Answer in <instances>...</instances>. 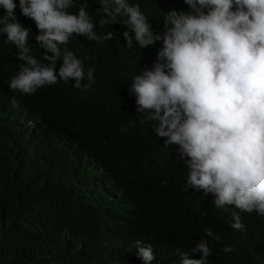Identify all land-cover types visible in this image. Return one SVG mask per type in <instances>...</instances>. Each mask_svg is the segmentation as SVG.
Returning a JSON list of instances; mask_svg holds the SVG:
<instances>
[{"label": "trees", "instance_id": "obj_1", "mask_svg": "<svg viewBox=\"0 0 264 264\" xmlns=\"http://www.w3.org/2000/svg\"><path fill=\"white\" fill-rule=\"evenodd\" d=\"M13 2L18 22L29 30L30 54L43 60L34 22L21 15L19 0ZM127 2L139 4L156 34L165 31L164 13L191 11L184 0ZM84 4L96 34L112 31L113 39L98 43L74 35L61 46L83 63L80 89L58 81L31 95L10 90L21 62L18 49L0 33V264H142L138 240L152 245V264H178L171 259L174 252L205 239L212 248L208 259L232 257L233 251L224 253L223 247L235 248L244 240L264 247L263 217L243 213L245 231L232 229V213L216 209L212 194L205 201L195 190H185L187 169L178 146L165 147L163 138L139 123L136 97L128 91L130 74L151 69L162 41L143 49L134 42L127 49L126 26L99 25V0H73L68 11L76 14ZM89 68L95 69L94 82L85 90ZM17 93L22 104L11 107L6 99ZM31 105L60 132L55 144L40 150L12 123L21 112L30 115ZM165 227L168 235L162 240ZM205 229L221 241L208 238Z\"/></svg>", "mask_w": 264, "mask_h": 264}, {"label": "clouds", "instance_id": "obj_2", "mask_svg": "<svg viewBox=\"0 0 264 264\" xmlns=\"http://www.w3.org/2000/svg\"><path fill=\"white\" fill-rule=\"evenodd\" d=\"M99 3V25L126 26L122 35L127 49L134 42L143 49L162 41L151 69L130 74L128 91L136 97L139 123L150 126L165 147L178 146L187 169L185 190H195L205 201L212 194L216 209L232 213L230 226L236 231H245L243 213L264 218V0H184L191 11L164 13L162 34L154 33L139 4ZM72 6L73 0H19L21 15L30 18L39 32L35 41L44 55L38 60L30 54L29 30L14 14L17 5L0 0L4 9L0 33L18 49L21 62L8 83L10 90L31 95L58 81L82 87V61L72 51L62 52L61 46L74 35L98 43L112 40L113 32L98 36L87 4L76 14L68 11ZM58 61L62 63L57 71ZM94 72L87 70L85 90L94 82ZM19 93L15 99L7 97L11 107L22 104ZM12 123L37 150L55 144V136H60L53 122L37 115L32 105L30 115L21 112ZM166 231L163 228L162 240ZM205 234L221 241L210 229ZM135 244L142 264H152L156 259L152 245L139 240ZM232 251V257L208 259L212 248L205 239L174 252L171 259L178 264H264V247L253 240L223 247L224 253Z\"/></svg>", "mask_w": 264, "mask_h": 264}]
</instances>
